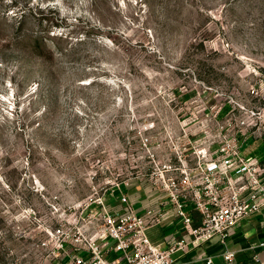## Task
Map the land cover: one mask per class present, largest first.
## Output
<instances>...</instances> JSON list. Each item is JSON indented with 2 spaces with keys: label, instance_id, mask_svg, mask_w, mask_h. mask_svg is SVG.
Returning a JSON list of instances; mask_svg holds the SVG:
<instances>
[{
  "label": "rangeland",
  "instance_id": "rangeland-1",
  "mask_svg": "<svg viewBox=\"0 0 264 264\" xmlns=\"http://www.w3.org/2000/svg\"><path fill=\"white\" fill-rule=\"evenodd\" d=\"M257 111L264 0H0V264Z\"/></svg>",
  "mask_w": 264,
  "mask_h": 264
},
{
  "label": "built area",
  "instance_id": "built-area-1",
  "mask_svg": "<svg viewBox=\"0 0 264 264\" xmlns=\"http://www.w3.org/2000/svg\"><path fill=\"white\" fill-rule=\"evenodd\" d=\"M253 114L261 130L264 113ZM242 142L219 134L216 145L205 139L189 155L179 146L169 157L151 154L147 180L158 201L137 209L121 189L112 206L104 197L92 200L83 207L81 220L48 233L49 239L41 242L44 259L66 258V264H186L185 254L211 237L224 243L232 228L264 208V164L244 154ZM93 202L95 207L88 209ZM167 209L185 235L160 246L146 230L161 224ZM233 254L222 252L227 261ZM202 259L212 263L210 255ZM253 260L264 264L256 253Z\"/></svg>",
  "mask_w": 264,
  "mask_h": 264
},
{
  "label": "crops",
  "instance_id": "crops-1",
  "mask_svg": "<svg viewBox=\"0 0 264 264\" xmlns=\"http://www.w3.org/2000/svg\"><path fill=\"white\" fill-rule=\"evenodd\" d=\"M241 149L244 154L255 156L264 164V126L258 136L244 139ZM124 192L130 195L137 209H142L160 199L156 193L149 196L147 190L138 184L130 187L126 185ZM113 199L115 197L111 200ZM146 233L151 242L160 246H165L176 236L185 235L184 230L175 223L170 209L166 210L162 223L149 227ZM261 243H264V208L232 228L224 243L218 236H213L189 250L182 259L186 264H205L202 258L210 255L211 264H257L253 260L254 253L264 260V244ZM225 249L234 252L230 261L222 256ZM51 264H66V258L61 261L53 260Z\"/></svg>",
  "mask_w": 264,
  "mask_h": 264
},
{
  "label": "trees",
  "instance_id": "trees-1",
  "mask_svg": "<svg viewBox=\"0 0 264 264\" xmlns=\"http://www.w3.org/2000/svg\"><path fill=\"white\" fill-rule=\"evenodd\" d=\"M49 41H52L51 39H49ZM35 47H41V45H40V40H37L36 41V45H35ZM148 184V183H147ZM142 188H144V189H146L147 190V194L149 195V196H152L153 194H155V192L150 188V186H149V184L146 186V187H143L142 185H140ZM132 188V187H131ZM155 202H153V203H151V204H154ZM53 261H50L49 260V264H51Z\"/></svg>",
  "mask_w": 264,
  "mask_h": 264
}]
</instances>
